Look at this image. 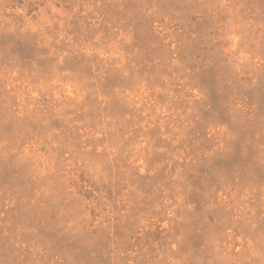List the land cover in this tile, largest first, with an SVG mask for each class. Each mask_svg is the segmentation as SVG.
<instances>
[{
    "label": "rangeland",
    "instance_id": "rangeland-1",
    "mask_svg": "<svg viewBox=\"0 0 264 264\" xmlns=\"http://www.w3.org/2000/svg\"><path fill=\"white\" fill-rule=\"evenodd\" d=\"M0 264H264V0H0Z\"/></svg>",
    "mask_w": 264,
    "mask_h": 264
}]
</instances>
